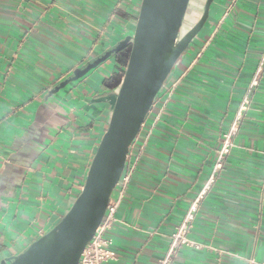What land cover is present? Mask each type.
Listing matches in <instances>:
<instances>
[{
	"label": "crops",
	"instance_id": "0c3cea01",
	"mask_svg": "<svg viewBox=\"0 0 264 264\" xmlns=\"http://www.w3.org/2000/svg\"><path fill=\"white\" fill-rule=\"evenodd\" d=\"M140 2L0 0V260L48 231L79 193L111 110L101 99L123 67L112 58L58 97L48 91L128 34ZM263 51L264 0H214L173 70L176 91L149 116L159 119L117 209L108 264H159L194 203L187 237L199 248L180 247L171 264L264 261V68L205 189Z\"/></svg>",
	"mask_w": 264,
	"mask_h": 264
},
{
	"label": "water",
	"instance_id": "95a60500",
	"mask_svg": "<svg viewBox=\"0 0 264 264\" xmlns=\"http://www.w3.org/2000/svg\"><path fill=\"white\" fill-rule=\"evenodd\" d=\"M192 0H141L130 32L74 69L48 91L59 96L110 59L129 48L120 83L101 100L110 103L106 129L83 177L79 193L53 226L22 253L5 255L0 264H77L99 225L109 197L124 169L129 146L154 100L173 76L189 45L204 27L214 0H204L203 14L185 34Z\"/></svg>",
	"mask_w": 264,
	"mask_h": 264
},
{
	"label": "built area",
	"instance_id": "2783aa9c",
	"mask_svg": "<svg viewBox=\"0 0 264 264\" xmlns=\"http://www.w3.org/2000/svg\"><path fill=\"white\" fill-rule=\"evenodd\" d=\"M263 68L264 51L261 55L255 74L251 80L250 87L247 93L243 96L239 107L231 121L228 131L223 135L221 147L217 152V157L213 166V174L206 184L205 189H208L209 185L214 181V174L222 168L225 157L234 147L233 139L238 132V126L243 119L244 113L248 110L251 101L250 93L252 89L258 85ZM179 81V78H172L167 84H164L163 89L154 100L150 110L147 112V115L145 116L138 133L129 146L124 169L109 197L103 217L99 225L97 226L93 236L85 245L77 264H108L109 262L116 260L117 253L113 248L112 239L109 236V233L112 231L114 225L118 222L116 212L126 194L130 179L132 178L133 173L138 166L139 158L144 148L143 138L150 135L151 129L159 119L158 114L153 116L152 119H150L149 116L154 106L158 103V101H160L161 97L166 100L174 94ZM202 194H204V192L199 195V198H201ZM195 210L196 204L194 203L193 205H191L189 211L186 213L183 221L179 224L175 232L171 234L168 250L164 257L159 260V264H171L174 254L182 246L192 247L195 249L199 248L198 244L194 243L187 237L191 229L193 213ZM247 262L248 264H264V261L258 263L253 260H248Z\"/></svg>",
	"mask_w": 264,
	"mask_h": 264
},
{
	"label": "flooded vegetation",
	"instance_id": "af4514ba",
	"mask_svg": "<svg viewBox=\"0 0 264 264\" xmlns=\"http://www.w3.org/2000/svg\"><path fill=\"white\" fill-rule=\"evenodd\" d=\"M195 8L199 10V17L196 21H188L187 20V25H186V29L183 30V34H185L189 29H191L201 18L202 14H203V8H204V0H192L191 2V6L189 7V13H191L192 10H195ZM208 17H209V12H208ZM208 20V18H207ZM207 22V21H206Z\"/></svg>",
	"mask_w": 264,
	"mask_h": 264
},
{
	"label": "trees",
	"instance_id": "16d2710c",
	"mask_svg": "<svg viewBox=\"0 0 264 264\" xmlns=\"http://www.w3.org/2000/svg\"><path fill=\"white\" fill-rule=\"evenodd\" d=\"M128 55H129V48H125L123 49L117 56V62L119 63V65H121L123 68L121 69V73L123 75V72H124V68H125V65H126V62H127V58H128ZM120 83V82H119ZM118 83V84H119Z\"/></svg>",
	"mask_w": 264,
	"mask_h": 264
},
{
	"label": "rangeland",
	"instance_id": "374dc122",
	"mask_svg": "<svg viewBox=\"0 0 264 264\" xmlns=\"http://www.w3.org/2000/svg\"><path fill=\"white\" fill-rule=\"evenodd\" d=\"M110 63L109 61L107 62V64ZM113 69H115V65L114 63L109 64L108 66H106V73L105 74H109L113 72Z\"/></svg>",
	"mask_w": 264,
	"mask_h": 264
}]
</instances>
